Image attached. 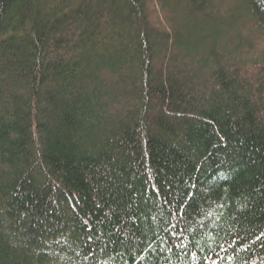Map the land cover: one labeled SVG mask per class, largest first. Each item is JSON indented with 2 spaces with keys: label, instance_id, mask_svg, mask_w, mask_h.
Segmentation results:
<instances>
[{
  "label": "trees",
  "instance_id": "16d2710c",
  "mask_svg": "<svg viewBox=\"0 0 264 264\" xmlns=\"http://www.w3.org/2000/svg\"><path fill=\"white\" fill-rule=\"evenodd\" d=\"M0 264H264V0H0Z\"/></svg>",
  "mask_w": 264,
  "mask_h": 264
}]
</instances>
